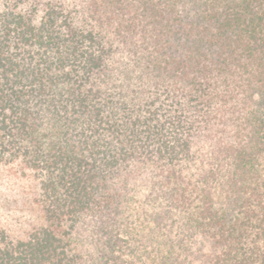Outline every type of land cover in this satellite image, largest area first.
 <instances>
[{
    "label": "trees",
    "instance_id": "1",
    "mask_svg": "<svg viewBox=\"0 0 264 264\" xmlns=\"http://www.w3.org/2000/svg\"><path fill=\"white\" fill-rule=\"evenodd\" d=\"M5 167L0 264H264V0H1Z\"/></svg>",
    "mask_w": 264,
    "mask_h": 264
},
{
    "label": "rangeland",
    "instance_id": "2",
    "mask_svg": "<svg viewBox=\"0 0 264 264\" xmlns=\"http://www.w3.org/2000/svg\"><path fill=\"white\" fill-rule=\"evenodd\" d=\"M1 1V0H0ZM6 173V175H4ZM14 178V172L13 169L9 167L1 168L0 169V223H11L14 225L15 223L11 221L8 216H12L14 218H17L19 215V211L16 207V205H10L15 204L10 202V204L2 203L3 197L10 194L11 199L14 198L16 188L15 184L11 181ZM16 179V178H15ZM18 185V184H17ZM6 187L7 189L4 191L2 188ZM14 187V188H13ZM3 195V196H2Z\"/></svg>",
    "mask_w": 264,
    "mask_h": 264
}]
</instances>
